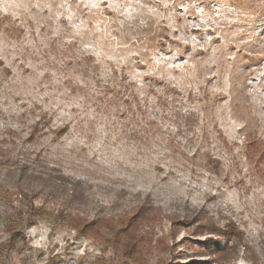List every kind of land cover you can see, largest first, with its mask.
Masks as SVG:
<instances>
[{
  "label": "rangeland",
  "instance_id": "1",
  "mask_svg": "<svg viewBox=\"0 0 264 264\" xmlns=\"http://www.w3.org/2000/svg\"><path fill=\"white\" fill-rule=\"evenodd\" d=\"M0 264H264V0H0Z\"/></svg>",
  "mask_w": 264,
  "mask_h": 264
},
{
  "label": "trees",
  "instance_id": "2",
  "mask_svg": "<svg viewBox=\"0 0 264 264\" xmlns=\"http://www.w3.org/2000/svg\"><path fill=\"white\" fill-rule=\"evenodd\" d=\"M19 170L21 174L24 175L25 183L24 184L20 183L17 186L16 192L18 194H22L24 199H26V201L24 203V208L22 210L17 211L12 218L10 219L8 218L7 230L10 234V237H13L15 235L19 227L24 228L25 226L31 225L33 222V219L37 218L38 216H42L44 213H46L45 210L34 205L33 201L31 200L33 196H36L38 191H44L47 196H52L58 190L64 193V190L66 188L65 187L66 184L62 180L57 179L58 177L56 176L50 179V178H43L39 173H31V172L25 173L24 166L20 167ZM35 184L36 186L38 185L39 187H36ZM66 191L69 197L64 199L63 201L64 203L70 202V201L76 202L80 200L81 197H79L78 194L74 193V189L67 188ZM71 221L73 222L72 223L73 228L79 231L84 230V228L87 227L88 225L87 222H84L83 219L78 216L71 218ZM117 230H120V229H117ZM117 230L115 231L114 229L113 231L115 235L124 233L126 236V239L121 240L120 242H123L126 244L127 242H130L131 239H133V238H130V233L128 231L122 230L119 232ZM209 230L211 232L216 233L218 232L219 229L211 228ZM2 245L4 246L5 243H3ZM128 246L132 248L131 250H135V246L132 247V244L127 243V247ZM7 248L9 250L14 249L15 248L14 241H10L9 247Z\"/></svg>",
  "mask_w": 264,
  "mask_h": 264
}]
</instances>
